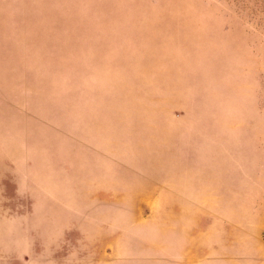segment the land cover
Masks as SVG:
<instances>
[{
	"label": "rangeland",
	"instance_id": "obj_1",
	"mask_svg": "<svg viewBox=\"0 0 264 264\" xmlns=\"http://www.w3.org/2000/svg\"><path fill=\"white\" fill-rule=\"evenodd\" d=\"M0 264H264V0H0Z\"/></svg>",
	"mask_w": 264,
	"mask_h": 264
}]
</instances>
